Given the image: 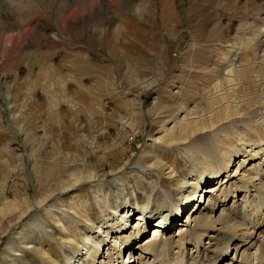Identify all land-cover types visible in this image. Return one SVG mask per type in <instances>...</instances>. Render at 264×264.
Wrapping results in <instances>:
<instances>
[{
  "label": "rangeland",
  "instance_id": "374dc122",
  "mask_svg": "<svg viewBox=\"0 0 264 264\" xmlns=\"http://www.w3.org/2000/svg\"><path fill=\"white\" fill-rule=\"evenodd\" d=\"M76 1L0 0V193L5 185L3 178L9 177L7 200L0 195V264L9 260L11 247L37 230L35 220L43 223L49 218L48 209L54 203L86 197L97 214L95 220L105 213L113 216L109 205L97 199L98 190L122 186L124 194L132 195L137 191V179L158 178L155 171L148 169L152 136L163 132V123L155 124V120L173 125L172 104L180 91L183 113L186 108L208 109L205 101L198 99L206 94V83L216 75L201 70V56H208L214 64L223 56L220 51L228 49L226 45H240V26L255 41L256 35L264 34L259 32L264 28V0H170L176 17L171 25L162 21L161 0H127L132 7H148L149 19L136 10L121 9L122 0H87L89 10L73 17L78 28L82 24L85 27L84 35L78 40V32L71 29V44L67 41L66 46H55L54 39L66 38L57 25V10L64 3ZM132 14H138L142 21ZM123 15L133 18L132 26L148 35L139 40L121 32L126 26ZM225 24L231 29L223 33L220 26ZM26 27L33 28L26 43L19 40L13 44L7 39V28L21 31ZM115 28L117 35H109ZM109 40L116 45L115 53L111 52ZM194 63L199 69H193ZM155 68L160 74L157 86L143 92L137 99L140 105H136L126 91L136 83L150 81ZM157 95L164 108L155 113L151 106ZM127 120L132 124H125ZM172 133L175 135L165 140L177 136L175 130ZM158 144L170 151L161 155L159 152L158 156L181 164L180 175L192 165L185 156L178 155L183 150L181 141L169 145L159 140ZM29 145L38 152L40 167L33 166L25 156L23 169L19 154L27 152ZM63 161H68V166H62ZM85 166L94 170L93 182L81 180L69 193L60 194L61 183L69 184L72 175ZM47 195L54 202L50 200L37 209L34 201ZM200 199L201 194H195L192 204L182 214L179 212L174 223L184 221V214ZM5 202L15 203L16 210L5 212ZM67 220L71 223L70 218ZM83 226L87 229L84 223ZM147 237L148 234L143 240ZM58 240L66 244L59 257L63 264H71L84 243L80 238L76 245ZM54 249L60 251L58 245ZM232 254L229 252L226 259L216 264L230 260Z\"/></svg>",
  "mask_w": 264,
  "mask_h": 264
},
{
  "label": "bare ground",
  "instance_id": "6f19581e",
  "mask_svg": "<svg viewBox=\"0 0 264 264\" xmlns=\"http://www.w3.org/2000/svg\"><path fill=\"white\" fill-rule=\"evenodd\" d=\"M121 3V9L136 10L149 19L147 15L151 10L148 7L141 5V8H135L127 0ZM88 10L87 0H77L76 4L64 3L58 8L56 23L61 32L66 33V38L54 39L55 46H66L67 41L71 44L68 38L71 29L78 32L76 39H81L85 27L82 24L78 28L73 17ZM138 14H132V17L138 16L142 21ZM160 14L165 24L171 25L176 20L170 0H161ZM132 19L123 17L122 23L126 26L121 32L144 39L148 32L133 27ZM220 27L221 32L231 29L227 24ZM238 28L242 32L240 45H226L228 49L220 51L223 56L214 64L208 56H201L204 59L201 70L216 75L206 83L208 91L203 90L206 94L198 99V102L205 101L204 106L208 105V109L197 107L191 111L184 107L187 112L183 113L181 106L184 102H179L183 92L180 91L172 104L173 125L169 127L162 119L155 120V124L163 123V132L159 130L160 136H152L148 169L155 171L158 178L143 176L144 179H137V191L132 195L124 194L122 186L98 190L97 199L101 198L109 205L113 216L105 213L104 217L101 215L95 220L97 214L91 210V202L86 197L57 205L54 203L48 209L49 218L43 223L35 220L37 230L23 237L21 245L11 247L12 254L3 264H63L59 256L65 251L63 246L66 244H60L58 239L67 240V245H76L79 238L84 243L83 249L71 264H216L232 251L233 258L221 264H264V34L256 35L258 40L255 41L244 32V28ZM32 29L7 28V39L13 44L19 40L26 43ZM262 31L264 28L259 32ZM117 32L115 28L109 35ZM197 42H194L195 46ZM110 44L111 52L115 53L116 45L109 40ZM190 61L193 62L194 57ZM192 67L199 69L196 63ZM151 76L150 81L136 83L126 91L134 97L136 105L143 92L155 88L159 70L155 68ZM160 97L157 95L151 106L155 113L164 108ZM125 124L132 123L127 120ZM174 130L177 136L165 140L175 135L172 133ZM159 140L169 145L181 141L183 150L178 155L185 156L192 165L186 171L182 169L185 172L180 175L181 164L158 156L159 152L160 155L170 152L160 147ZM37 153L29 145L27 152L19 154L20 168L24 169L25 156L33 166L40 167ZM67 162L63 161L61 165L68 166ZM235 162L236 167H233ZM41 168L46 167L42 165ZM84 168L72 175L69 184L60 182V194L69 193L81 180L92 181L95 178L93 169ZM8 178H3L5 185L0 193L5 200L8 197ZM197 193L201 194V199L196 200L192 208L198 207L187 210L184 221L174 223L180 216L179 209L186 210ZM51 195L34 201L36 208L50 201ZM119 197L122 199L117 202ZM15 207V203L5 202V212ZM69 218L71 223L67 220ZM135 219L138 222L133 223ZM79 223L81 225L77 226ZM176 225H180L178 229H174ZM146 234L148 237L143 240ZM55 245L60 251L54 249Z\"/></svg>",
  "mask_w": 264,
  "mask_h": 264
}]
</instances>
